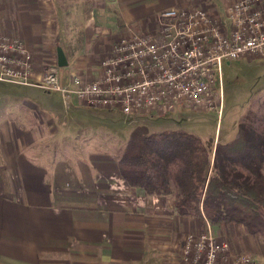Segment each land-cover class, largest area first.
I'll list each match as a JSON object with an SVG mask.
<instances>
[{"label":"crops","instance_id":"obj_1","mask_svg":"<svg viewBox=\"0 0 264 264\" xmlns=\"http://www.w3.org/2000/svg\"><path fill=\"white\" fill-rule=\"evenodd\" d=\"M219 4L0 0V29L21 37L33 52V82L48 64H57L69 85L75 76L98 78L114 43L130 28L154 30L162 10L202 5L215 12ZM58 48L65 66L58 63ZM22 85L29 87L22 116L0 124V264H184L185 236L205 230L208 221L178 214L170 196L131 186L118 165L125 141L84 130L93 116L118 109L92 108L77 98L66 102L60 92ZM71 112L76 115L69 120ZM214 228L235 251L264 264V235L248 234L237 223Z\"/></svg>","mask_w":264,"mask_h":264},{"label":"built area","instance_id":"obj_2","mask_svg":"<svg viewBox=\"0 0 264 264\" xmlns=\"http://www.w3.org/2000/svg\"><path fill=\"white\" fill-rule=\"evenodd\" d=\"M158 26L130 28L101 61L98 78L75 76L63 84L57 64H48L32 81L34 56L17 35L0 33V82L34 84L77 98L92 108L118 109L125 115L168 114L180 108L224 104V67L244 56L264 58V0H234L219 15L202 5L170 7ZM184 264H258L247 251H235L228 238L207 222L190 231L182 248Z\"/></svg>","mask_w":264,"mask_h":264},{"label":"trees","instance_id":"obj_3","mask_svg":"<svg viewBox=\"0 0 264 264\" xmlns=\"http://www.w3.org/2000/svg\"><path fill=\"white\" fill-rule=\"evenodd\" d=\"M118 165L131 186L170 196L180 215L264 235V113L247 109L236 133L216 142L182 128L137 123Z\"/></svg>","mask_w":264,"mask_h":264},{"label":"rangeland","instance_id":"obj_4","mask_svg":"<svg viewBox=\"0 0 264 264\" xmlns=\"http://www.w3.org/2000/svg\"><path fill=\"white\" fill-rule=\"evenodd\" d=\"M231 1L219 0L222 3L219 6L224 7ZM221 8L215 6L213 9L222 15ZM0 33L5 34V31L0 29ZM28 88L22 83L0 82V124L15 114H21V106L27 105L23 96ZM223 97V112L220 115L217 108L206 110L201 107L180 108L168 114L154 111L139 116H128L114 110L110 116H93L89 119L92 123L84 130L100 135L106 141H126L137 123H146L151 130L182 128L204 140H226L236 133L238 120L247 109L264 113V58L244 56L225 64ZM74 115L76 113L71 112L68 119Z\"/></svg>","mask_w":264,"mask_h":264},{"label":"water","instance_id":"obj_5","mask_svg":"<svg viewBox=\"0 0 264 264\" xmlns=\"http://www.w3.org/2000/svg\"><path fill=\"white\" fill-rule=\"evenodd\" d=\"M58 63L60 66L67 65V58L62 48H58Z\"/></svg>","mask_w":264,"mask_h":264}]
</instances>
